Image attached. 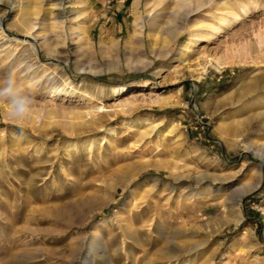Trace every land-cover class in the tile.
I'll list each match as a JSON object with an SVG mask.
<instances>
[{
    "label": "rangeland",
    "instance_id": "rangeland-1",
    "mask_svg": "<svg viewBox=\"0 0 264 264\" xmlns=\"http://www.w3.org/2000/svg\"><path fill=\"white\" fill-rule=\"evenodd\" d=\"M175 1L0 0V264H264V0Z\"/></svg>",
    "mask_w": 264,
    "mask_h": 264
},
{
    "label": "bare ground",
    "instance_id": "bare-ground-1",
    "mask_svg": "<svg viewBox=\"0 0 264 264\" xmlns=\"http://www.w3.org/2000/svg\"><path fill=\"white\" fill-rule=\"evenodd\" d=\"M175 1V0H174ZM214 0H176L174 3L176 5V7H178L179 9H182V8H185V7H190L189 5L193 4V7H194V10L195 11H198L199 9H201L202 6H206L207 4H210L211 2H213ZM238 2V0H222L221 1H218V5H213L214 6V11L217 12V11H220L222 12V14L224 16H231L232 17V20H235L237 21L238 18L240 17L238 14H236L234 12V7H235V4ZM57 5H60V4H57ZM54 6H56L54 4ZM221 6V7H220ZM220 7V8H219ZM191 8V7H190ZM192 10V9H191ZM193 11V10H192ZM182 12V11H181ZM245 12V11H244ZM178 13V11L174 14L176 15ZM190 10L189 12H187L184 16H183V20L185 19H188L187 17L190 15ZM173 15V16H174ZM178 15V14H177ZM57 18H53L52 19V22L50 24V33L51 35H53L56 40L59 39L58 37V33H60L58 30L61 28V26L57 25ZM183 24V23H182ZM189 24V23H188ZM137 25V24H136ZM185 25V24H184ZM224 25V19H220L219 23H218V26H214V27H211L210 29V35H208V39H212L213 37L217 36L221 31H222V27ZM33 26V25H32ZM32 26H29V28H27V31L29 29L32 28ZM60 27V28H59ZM201 28V27H200ZM203 28V27H202ZM201 28V29H202ZM63 29V28H62ZM199 29V28H198ZM0 30H1V27H0ZM2 31V30H1ZM63 31V30H62ZM183 31V26L180 25V24H177V22H173V24L171 25H168L167 28H165L164 30V33L165 35L167 36L168 38V42H173L176 38H178V36L181 35ZM193 31V30H192ZM196 31V30H195ZM200 32V30H197ZM189 32H191L189 30ZM199 32L197 34H199ZM195 34V33H194ZM136 37L139 35V32L135 31V34H134ZM192 35V33H189V36ZM197 36V35H196ZM200 36V35H199ZM35 37V36H34ZM47 37V36H46ZM45 35H43L42 37H38L39 39H42V45H47V46H55L52 43L50 42H47L48 39H46ZM29 39L30 42H35V38H30L28 36H24L20 41L23 43L24 41H26V39ZM9 41H11L12 39L9 38L8 39ZM49 41V40H48ZM29 42V41H27ZM166 42V43H168ZM59 43V41L57 42V44ZM191 40L190 42H187L185 43L178 51L177 53V60L179 62H185L187 59L186 57H188V52H189V49H190V45H191ZM260 80L259 78H249L247 77L246 75H243L241 76L240 78L237 79L236 83H235V86L232 88L231 92H234L235 90H240L241 92L243 93H246L248 90L250 89H253L252 92H254L255 94L260 91V90H264V86L260 85ZM144 89L146 88H150L151 86L150 85H147L146 83L142 85ZM54 89V88H53ZM57 90V89H55ZM58 92H60V90H57ZM62 93H66L65 91H63ZM253 105L255 106L256 109H260L263 107L264 105V94L261 95V97H257L253 100ZM264 114V113H263ZM258 115V113H257ZM91 119V118H90ZM244 124V123H243ZM242 124V125H243ZM235 125V124H234ZM230 127V126H229ZM229 127H226L224 128L225 131H228L230 128ZM235 128V127H234ZM223 130V131H224ZM171 131H174V129H172ZM111 132V129H106L105 130V133H110ZM236 132V131H235ZM248 147V146H247ZM214 163V166L216 167H220V166H223V163L220 161V160H215L213 161ZM256 187V186H253V188Z\"/></svg>",
    "mask_w": 264,
    "mask_h": 264
},
{
    "label": "clouds",
    "instance_id": "clouds-1",
    "mask_svg": "<svg viewBox=\"0 0 264 264\" xmlns=\"http://www.w3.org/2000/svg\"><path fill=\"white\" fill-rule=\"evenodd\" d=\"M0 100L8 101L9 115L16 119L27 117L34 104L33 97L23 90L15 74L0 78Z\"/></svg>",
    "mask_w": 264,
    "mask_h": 264
}]
</instances>
